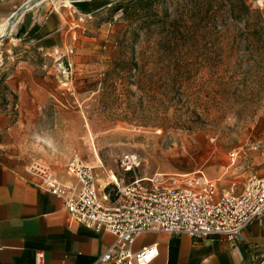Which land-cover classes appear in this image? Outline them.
Listing matches in <instances>:
<instances>
[{
	"label": "rangeland",
	"instance_id": "374dc122",
	"mask_svg": "<svg viewBox=\"0 0 264 264\" xmlns=\"http://www.w3.org/2000/svg\"><path fill=\"white\" fill-rule=\"evenodd\" d=\"M127 1L112 0L93 20L90 55H69L63 72L54 56L37 61L41 72L50 70L47 81L28 76L38 102H45L41 116L32 133L6 136L2 151L42 161L77 152L109 180L122 175L119 160L133 153L140 165L125 175L128 181L200 170L219 189L227 187L248 171L243 160L230 167L228 153L248 156L264 129V3L158 0L148 13L115 10ZM12 36L0 42V115L11 127L19 121V102L7 83L17 79L14 66L21 60L20 47H9ZM131 59L130 73L114 70L116 60ZM146 86L156 93L142 90Z\"/></svg>",
	"mask_w": 264,
	"mask_h": 264
},
{
	"label": "crops",
	"instance_id": "0c3cea01",
	"mask_svg": "<svg viewBox=\"0 0 264 264\" xmlns=\"http://www.w3.org/2000/svg\"><path fill=\"white\" fill-rule=\"evenodd\" d=\"M26 1L0 0V28ZM111 1L80 0L72 4L65 1L69 3L65 5L63 1L46 0L26 11L12 27L15 32L13 36L11 32L9 47H20L15 52H21L18 57L21 60L14 66L17 79L7 83V87L19 102V121L11 127L8 117L0 115V264H34L38 251L44 253L43 264H94L115 240L108 232H95L70 222L62 200L44 187H35L36 180L26 172V165L31 160H42L30 156L15 160L1 148L3 139L13 131L32 133V123L41 116L38 108L45 102H38L34 83L28 76L39 74L47 81L50 70L41 72L37 61L53 57L55 51L65 54L67 49H72L75 59L90 55L96 48L93 20ZM26 99L33 102H25ZM78 124L83 125L82 118ZM68 157L69 154L44 157L42 162L61 183L75 188V180L66 170ZM242 160L248 164V171L238 173L228 184L241 183L250 174L264 176V136L238 164ZM94 172L100 195L106 194L110 178L104 171ZM153 244L158 254L150 264H264V218L253 220L245 228L242 241L218 238L200 241L186 235L144 233L134 240L130 250L137 253Z\"/></svg>",
	"mask_w": 264,
	"mask_h": 264
},
{
	"label": "built area",
	"instance_id": "2783aa9c",
	"mask_svg": "<svg viewBox=\"0 0 264 264\" xmlns=\"http://www.w3.org/2000/svg\"><path fill=\"white\" fill-rule=\"evenodd\" d=\"M71 53L72 49L65 54L54 52L62 72L64 66H71L65 58ZM244 155L242 150L230 151L228 165H237ZM139 165L136 154H124L119 160L124 175L110 180L105 188L109 190L103 195L94 168L84 164L77 152L72 153L66 166L75 188L61 183L39 160L29 161L26 172L36 180V188L44 187L62 200L70 222L114 236L113 244L94 264H150L158 254L156 244L137 253L130 250L144 233L234 242L242 241L243 231L253 220L264 218V176L250 174L243 182H230L222 190L200 170L182 176L155 174L152 178L134 176L126 180L125 174L134 173ZM43 260L44 253L38 251L34 264H43Z\"/></svg>",
	"mask_w": 264,
	"mask_h": 264
},
{
	"label": "trees",
	"instance_id": "16d2710c",
	"mask_svg": "<svg viewBox=\"0 0 264 264\" xmlns=\"http://www.w3.org/2000/svg\"><path fill=\"white\" fill-rule=\"evenodd\" d=\"M115 1H117V0H115ZM156 1H158V0H129L126 3L118 4L115 7V10H120V9L121 10H127V9L132 8L134 15H137V13L140 11L148 13ZM121 66H124V67H122V69H120ZM134 67H136V64L133 62L132 59L128 60V62H124V61L117 62V60H116L113 64V68H114V70H117V72L121 71L124 73H130L131 70L134 69ZM0 83H1V80H0ZM142 90L146 91L149 94L156 93L154 88L152 89L149 86L142 88ZM12 96L15 99V96L13 94H12Z\"/></svg>",
	"mask_w": 264,
	"mask_h": 264
},
{
	"label": "water",
	"instance_id": "95a60500",
	"mask_svg": "<svg viewBox=\"0 0 264 264\" xmlns=\"http://www.w3.org/2000/svg\"><path fill=\"white\" fill-rule=\"evenodd\" d=\"M46 1V0H44ZM44 1H40V0H27L23 5H21L8 19L9 22L11 23L15 17L19 14H24L26 11L31 10L33 7H35L36 5L44 2ZM78 0H70V2H77ZM11 36V32H10V28L6 31V34L0 36V42L3 41L5 38H8Z\"/></svg>",
	"mask_w": 264,
	"mask_h": 264
},
{
	"label": "bare ground",
	"instance_id": "6f19581e",
	"mask_svg": "<svg viewBox=\"0 0 264 264\" xmlns=\"http://www.w3.org/2000/svg\"><path fill=\"white\" fill-rule=\"evenodd\" d=\"M40 1H44V0H40ZM67 1L69 2L70 0H67ZM63 2L65 3V5H69L68 2H65V1H63ZM21 17H22V14L17 15V16L15 17V19H14L11 23L9 22V20H7L6 23H5V25H7V28H6L5 32H3L2 34H0V36L6 34V31H7L9 28H10V32H11L12 27L14 26V24H15L17 21H19V20L21 19ZM5 25L1 26V28H3ZM1 28H0V30H1Z\"/></svg>",
	"mask_w": 264,
	"mask_h": 264
}]
</instances>
